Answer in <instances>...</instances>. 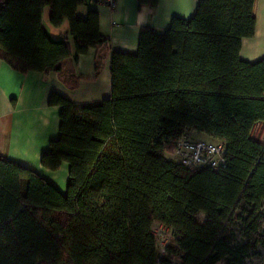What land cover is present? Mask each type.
<instances>
[{"label": "trees", "instance_id": "trees-1", "mask_svg": "<svg viewBox=\"0 0 264 264\" xmlns=\"http://www.w3.org/2000/svg\"><path fill=\"white\" fill-rule=\"evenodd\" d=\"M84 1L0 0V60L20 73L60 74L93 48L95 79L107 38L97 11L76 16ZM255 3L199 0L191 18L165 30L142 26L137 52L110 53L111 97L98 104L50 94L59 135L41 165L67 163L66 192L0 157V264H173L157 252L153 223L173 237L165 250L178 252V264H246L264 247V58H239ZM46 9L51 28L65 24L60 39L42 26ZM76 79L71 90L86 78ZM188 130L223 143L226 165L167 158Z\"/></svg>", "mask_w": 264, "mask_h": 264}, {"label": "crops", "instance_id": "crops-1", "mask_svg": "<svg viewBox=\"0 0 264 264\" xmlns=\"http://www.w3.org/2000/svg\"><path fill=\"white\" fill-rule=\"evenodd\" d=\"M199 0H158L151 11L137 0H117L110 9L104 0H85L76 10V16L83 18L87 11L98 13L99 32L107 38V55L95 79V50L90 48L80 55L76 62H67L60 74L43 75L39 71L20 73L0 60V157L11 160L34 171L62 195L66 192L68 165L62 163L55 170L41 165V156L50 149V142L59 135V106L48 104L49 96L55 92L76 107L91 106L111 97L110 53L119 51L135 53L142 26L162 31L169 28L174 17L191 18ZM255 30L251 37L241 40L239 58L254 63L264 58V0L255 3ZM78 14V15H77ZM43 28L52 36L60 37L45 18ZM65 28V24H63ZM65 31V29H64ZM79 79L76 88L68 85ZM196 138L207 137L188 130ZM208 138V137H207Z\"/></svg>", "mask_w": 264, "mask_h": 264}, {"label": "built area", "instance_id": "built-area-1", "mask_svg": "<svg viewBox=\"0 0 264 264\" xmlns=\"http://www.w3.org/2000/svg\"><path fill=\"white\" fill-rule=\"evenodd\" d=\"M104 2L110 9H113L116 6L117 0H104ZM225 155L226 148L223 143L204 139H192L186 133L175 140L171 153V156L184 166L191 168L211 167L215 170L226 165ZM197 218L202 222L205 219V214L199 212ZM157 225L159 226L158 230H154L152 227L154 235L158 232L170 235L166 227L161 224Z\"/></svg>", "mask_w": 264, "mask_h": 264}, {"label": "rangeland", "instance_id": "rangeland-1", "mask_svg": "<svg viewBox=\"0 0 264 264\" xmlns=\"http://www.w3.org/2000/svg\"><path fill=\"white\" fill-rule=\"evenodd\" d=\"M78 15V14H77ZM44 18H45V22H47V9L44 11ZM54 29L56 32H54V34H56L57 32H64V26H62L61 28H52ZM54 38H56L55 36H53ZM57 38H61V37H57ZM188 133V132H187ZM189 137L192 139H204V140H210L209 138L202 136L203 138H196L194 136V133H188ZM167 158L173 159V157L171 155H168ZM264 212V210H263ZM159 223H153L152 227L154 230H158L159 226L157 225ZM157 225V226H156ZM241 228L243 229V223L239 220L235 221L234 224V229L236 230V235L238 236L239 239H241ZM262 228L264 230V222L262 225ZM161 232L155 233V239H156V249L157 252L161 255L167 256L171 259V261L173 262V264H178L179 263V255L178 252L177 253H169L167 254L165 247H167L169 245V247H175L174 245V241H173V237H171L170 235H167V233L162 234ZM246 264H264V247H258L255 250H253L250 254V257H248V259L246 260Z\"/></svg>", "mask_w": 264, "mask_h": 264}]
</instances>
